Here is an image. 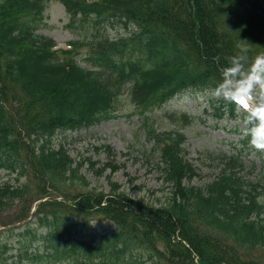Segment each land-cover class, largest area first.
<instances>
[{"label":"trees","instance_id":"obj_1","mask_svg":"<svg viewBox=\"0 0 264 264\" xmlns=\"http://www.w3.org/2000/svg\"><path fill=\"white\" fill-rule=\"evenodd\" d=\"M52 1L71 26L91 23L93 39L57 48L38 34ZM117 24L130 32L110 39L100 31ZM241 48L249 62L264 53V0H0V171L16 181L0 182V219H10L0 224L27 220L22 232L0 230V264H264V175H241L248 165L237 151L223 154L218 175L199 186L184 146V128L198 118L169 113L176 128L162 131L149 124L151 112L182 93L213 92ZM123 99L162 160L168 191L159 204L113 181L109 193L86 191L87 160L97 176L119 167L96 169L54 143L61 131L122 115ZM208 99L218 121H244L234 105ZM94 221L112 227L97 239Z\"/></svg>","mask_w":264,"mask_h":264},{"label":"rangeland","instance_id":"obj_2","mask_svg":"<svg viewBox=\"0 0 264 264\" xmlns=\"http://www.w3.org/2000/svg\"><path fill=\"white\" fill-rule=\"evenodd\" d=\"M100 31L110 39H117L127 35L130 28L117 24L102 27ZM36 32L54 38L59 48H67L70 41L93 39L98 30L91 23L86 25L78 23L77 26H71L70 17L64 6L58 2H51L45 12L44 19L37 24ZM86 54L87 50L81 49L77 56L83 66H87ZM208 96H213L212 92L202 94L186 91L162 108L151 112L149 124L162 131L176 128L172 124L169 113L179 115L185 112L198 118L193 124L184 128L187 136L184 146L187 151L186 157L197 168L199 177L194 180V183L199 186L218 175L223 167L221 158L223 154L237 151L248 165L241 175L250 180L260 179L264 175V153L257 152L250 147L249 143L244 142L246 139L243 135L244 121L241 119L229 120L228 118L218 121L213 114L214 110ZM121 110L122 115L93 127L61 131L55 136L54 143L56 146L64 144L76 161L85 158L96 162V169L104 168L106 164L119 167L115 172H112V167H109L102 176H97L93 170L91 171L87 160L81 171L90 183L85 189L86 191L96 190L109 193L111 191L110 181H113L122 186L120 190L132 197L143 198L151 204H159V201L164 200V197L167 196L166 191H168L160 173V167L163 165L162 160L153 150V141L148 138L142 120L132 113L134 107L129 100H122ZM130 114L131 116H129ZM105 146H111L115 155L108 156ZM109 176L111 177L109 178ZM9 179L11 183L16 182L14 176L11 179L7 171L1 170L0 182ZM261 200L264 202V196L261 197ZM8 215L11 213H4L2 218ZM4 221L0 219L1 223ZM33 221L35 222L36 218H33ZM92 224V233L97 235V239L112 227L106 221H94ZM0 226L5 225L0 224ZM23 230L24 227H21L20 232ZM89 234L86 232L87 236ZM17 240L16 237H13L12 244H16ZM140 254L145 253H137L139 259H143V257L140 258ZM45 261V259L39 260L38 264Z\"/></svg>","mask_w":264,"mask_h":264},{"label":"clouds","instance_id":"obj_3","mask_svg":"<svg viewBox=\"0 0 264 264\" xmlns=\"http://www.w3.org/2000/svg\"><path fill=\"white\" fill-rule=\"evenodd\" d=\"M240 51V55L227 58L212 95L244 114L243 135L249 138L251 148L264 153V53L249 62L248 49Z\"/></svg>","mask_w":264,"mask_h":264}]
</instances>
